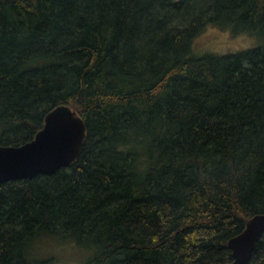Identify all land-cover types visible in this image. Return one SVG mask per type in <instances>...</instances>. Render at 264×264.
<instances>
[{
    "label": "trees",
    "instance_id": "trees-1",
    "mask_svg": "<svg viewBox=\"0 0 264 264\" xmlns=\"http://www.w3.org/2000/svg\"><path fill=\"white\" fill-rule=\"evenodd\" d=\"M209 26L257 45L196 55ZM58 106L82 148L0 183V264H61L45 240L84 264L231 263L228 241L264 214V0H0V146Z\"/></svg>",
    "mask_w": 264,
    "mask_h": 264
},
{
    "label": "water",
    "instance_id": "water-1",
    "mask_svg": "<svg viewBox=\"0 0 264 264\" xmlns=\"http://www.w3.org/2000/svg\"><path fill=\"white\" fill-rule=\"evenodd\" d=\"M85 135L84 122L69 107L52 109L30 142L0 146V183L51 176L69 167L77 159ZM263 234L264 214L248 220L243 231L227 243L230 264H248Z\"/></svg>",
    "mask_w": 264,
    "mask_h": 264
},
{
    "label": "rangeland",
    "instance_id": "rangeland-1",
    "mask_svg": "<svg viewBox=\"0 0 264 264\" xmlns=\"http://www.w3.org/2000/svg\"><path fill=\"white\" fill-rule=\"evenodd\" d=\"M193 45L196 55L206 53L225 55L226 53L232 54L233 52L254 48L257 42L255 39L248 37H231L228 33L209 26L196 37ZM36 249L40 254L41 252L43 254L48 252L47 255L56 256V258L60 259L61 264H77L80 258L83 257L84 262L82 264H84L91 256L89 251L80 252L76 247L52 240L43 241Z\"/></svg>",
    "mask_w": 264,
    "mask_h": 264
}]
</instances>
